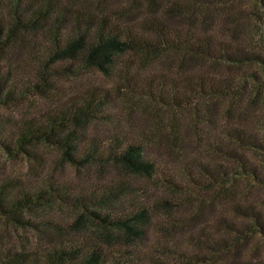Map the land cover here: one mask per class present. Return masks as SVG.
Wrapping results in <instances>:
<instances>
[{"label":"rangeland","instance_id":"374dc122","mask_svg":"<svg viewBox=\"0 0 264 264\" xmlns=\"http://www.w3.org/2000/svg\"><path fill=\"white\" fill-rule=\"evenodd\" d=\"M57 1L76 14L143 38L148 45L123 53L107 71L85 64L73 71L56 70L49 26L19 29V46L4 52L18 88L14 99L0 106L7 129L68 114L71 107H83L93 90L102 91L106 99L92 118L66 120L50 138L13 151L0 144V180L14 179L19 185L15 189L42 188L52 181L99 182L115 190L124 184V192L104 204L103 212L144 211L146 222L142 231L127 235L91 217L88 208L55 199L40 209L22 211L31 221L0 211V244L34 249L57 238L78 236L104 241L110 248H136L143 264H264V182L246 172L238 158L218 149L219 142L229 147L231 143L246 151L252 162L264 163V151L242 146L233 135L237 127L247 125L264 137V63L217 60L191 53L175 41L161 44L162 32L173 27L182 34L208 31L263 54L264 2L229 0L200 8L192 0ZM1 2L4 25L11 1ZM77 25L68 22L64 35L75 33ZM254 72L261 82L251 76ZM204 75L244 88L236 97L231 92L201 95L200 102L194 88ZM187 98L194 101L187 103ZM75 124L84 127L81 153L95 146L103 157L115 138L134 140L144 145L156 171L134 174L109 158L74 161L56 137ZM193 174L198 183L190 180ZM164 176L182 180L185 190L164 184Z\"/></svg>","mask_w":264,"mask_h":264},{"label":"trees","instance_id":"16d2710c","mask_svg":"<svg viewBox=\"0 0 264 264\" xmlns=\"http://www.w3.org/2000/svg\"><path fill=\"white\" fill-rule=\"evenodd\" d=\"M1 1L0 9L3 8L2 5H5ZM10 1L9 22L4 23V25L0 22V106L6 103L8 99H14L16 95L14 93L18 91L16 77H11L13 71L6 64L4 52L8 48L12 49L19 46L17 43L19 41V29L30 27L39 29L49 26L50 32L54 36L53 40L55 39V49L51 52L50 57L53 63L52 68L58 67L56 70L63 68L73 71L85 64V66H95L107 71L117 63L118 57L123 53L131 49H141L148 45L143 41V38L126 34L122 30L119 31L115 25L97 23L95 22L96 18L93 16L85 17L67 10L57 0ZM192 1L196 6L204 8L229 0ZM262 1L264 2V0ZM234 2L239 3L241 0H234ZM70 21H75L78 24L77 30H75V33L66 36L64 35L66 32L65 25ZM95 26L98 29L91 32ZM188 31L186 34H182L177 28H166L162 32L164 35L161 44L165 41L166 43L175 41L177 46L186 47L191 53L217 60L227 59L228 61L238 62L256 60L264 63V53L249 49L243 43L224 42L208 31H196L194 33ZM172 34H175L176 37H172ZM251 76L258 82L262 81L257 72L252 73ZM243 88V85L240 86L236 82H228V80L214 81V78L204 75L194 88L196 92L194 98L196 97L197 101L202 102L204 97L201 95H223L230 92L236 97ZM97 95L99 98L96 100ZM105 99L106 96L102 94V91L93 90L90 92V96L85 99L83 107L78 105L71 107L68 114L63 113V116H53L46 122H29L21 128L7 129V125L0 117V144L13 151L41 137L50 138L57 131V126L61 128L66 125V120L73 118L76 122H81L92 118L102 107V101ZM190 99L187 98L185 101L192 103L194 100ZM82 129L84 127H78L75 124L73 128L65 129L63 133H59L56 137L57 142L64 147L65 152L74 161L79 160L86 163L93 159L105 160L109 158L121 162L129 172L134 174L153 175L156 171V162L147 156L144 145L134 140L115 138L116 143L110 145L109 154L103 157L100 150L95 146H92L90 151L81 153L79 141L84 133ZM233 135L242 146L256 147L264 151V137H261L258 131L253 130V128L249 129L247 125L237 127ZM230 147L229 145L224 146L222 142H219L218 145L219 151H224L228 155L238 158L240 166L246 172L255 176L258 181L264 182V163L262 162L259 165L252 162L245 153L246 151H239L231 143ZM213 172L216 175L215 170ZM164 177L161 178L164 184L174 189L185 190L182 180H177L173 176ZM190 180L193 183H198L195 174L190 177ZM18 186L14 179L0 180V211L15 220L31 221V219L22 215V211L40 209L47 202L61 199L88 208L91 217L123 229L127 235L142 231L141 225L144 226V222H146L144 211L126 215L113 213L112 211L103 212L102 206L104 204L118 195V191L122 190V193L124 192V184L117 190L107 189L99 182L70 185L68 181H62L61 183L52 181L42 188L20 187L15 189ZM91 239L78 236L73 238L64 237L60 240L57 238L49 245L34 249H22L0 244V264H143L142 254L136 248L130 246L110 248L106 246L104 241Z\"/></svg>","mask_w":264,"mask_h":264}]
</instances>
